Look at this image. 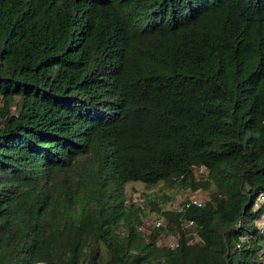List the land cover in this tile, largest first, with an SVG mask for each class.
<instances>
[{"label":"trees","instance_id":"1","mask_svg":"<svg viewBox=\"0 0 264 264\" xmlns=\"http://www.w3.org/2000/svg\"><path fill=\"white\" fill-rule=\"evenodd\" d=\"M263 197L264 0H0V264H264Z\"/></svg>","mask_w":264,"mask_h":264},{"label":"rangeland","instance_id":"2","mask_svg":"<svg viewBox=\"0 0 264 264\" xmlns=\"http://www.w3.org/2000/svg\"><path fill=\"white\" fill-rule=\"evenodd\" d=\"M199 177L206 174L203 167L196 170ZM129 202L135 203L143 208L146 215L143 218V229L150 230L151 227L160 228L167 222L166 217L160 214L154 205L163 209H180L189 198H196L202 204L208 199V193L197 190L182 189L160 183L156 186H148L143 182H130L126 185ZM161 222L158 225V222ZM197 239V238H196ZM195 239V240H196ZM159 243L171 247L177 244V235L168 234L159 239Z\"/></svg>","mask_w":264,"mask_h":264},{"label":"built area","instance_id":"3","mask_svg":"<svg viewBox=\"0 0 264 264\" xmlns=\"http://www.w3.org/2000/svg\"><path fill=\"white\" fill-rule=\"evenodd\" d=\"M263 199H264V197H263ZM192 204L202 205V202L199 201V200L196 199V198H189V199L184 203L183 206H185V207H189V206H191ZM183 206H182L181 208H183ZM181 208H180V209H181ZM157 224L160 225L161 222L159 221ZM186 224H187V226H191V225H193V220H188Z\"/></svg>","mask_w":264,"mask_h":264}]
</instances>
